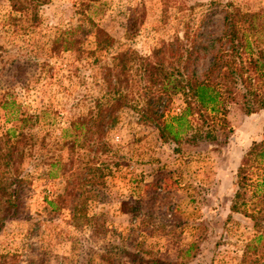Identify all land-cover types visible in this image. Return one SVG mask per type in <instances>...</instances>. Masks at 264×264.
<instances>
[{"label":"rangeland","instance_id":"374dc122","mask_svg":"<svg viewBox=\"0 0 264 264\" xmlns=\"http://www.w3.org/2000/svg\"><path fill=\"white\" fill-rule=\"evenodd\" d=\"M40 1L39 24L32 35L25 25H7L11 6L9 1L0 0L2 48L11 53L20 46L44 49L54 27L77 22L73 0ZM210 1L101 0L99 13L94 17L103 21L119 10L138 7L142 20L135 38H121L118 24H112L111 30L123 48L149 55L161 41L182 36L188 24L204 25L205 43L217 37L222 29V13L209 12L210 17L203 23L197 18ZM215 1L231 2L247 12H264V0ZM179 10L186 14L182 16ZM209 61L210 56L205 55L197 69L202 71ZM49 62L51 70L45 71L34 87H16L17 100L30 111H60V123L66 125L70 117L86 112L87 99L99 94V87L89 69L82 73L87 75L85 86L73 73L72 52L50 55ZM181 105V97L174 96L166 119L170 120ZM226 118L233 128L226 144L184 142L179 150H173L175 146L163 145L157 131L140 122L134 110L124 108L116 126L103 135L108 149L90 162L107 167L102 180L96 183L98 190H86L95 194V200L87 198L82 203L88 207L91 223L74 227L65 206L53 208L50 201L57 200L65 179L48 178L43 166L33 168L29 182L23 184L19 214L7 219L0 230V260L5 258L15 264H107L109 260L119 264V250L125 249L144 260L158 258L168 264H258L252 259L261 253L247 249L258 232L248 217L230 212L229 205L233 171L251 141L262 137L264 110L245 115L231 105ZM189 121L194 124L196 120L190 116ZM10 126L13 124L6 121L0 109V135ZM88 153L92 155V151ZM126 165L133 172L130 179L125 175ZM247 173L254 186L263 180L264 167L251 162ZM251 190L249 187L248 193ZM250 194L242 208L251 213L260 207V202ZM131 259L121 256L124 264H139V259Z\"/></svg>","mask_w":264,"mask_h":264},{"label":"trees","instance_id":"16d2710c","mask_svg":"<svg viewBox=\"0 0 264 264\" xmlns=\"http://www.w3.org/2000/svg\"><path fill=\"white\" fill-rule=\"evenodd\" d=\"M7 1L12 10L7 25H25L34 35L41 1ZM73 1L77 22L54 27L44 49L20 46L11 53L0 46V109L6 121L13 124L0 135V230L7 219L19 214L23 184L29 182L32 169L41 166L48 178L65 179L57 200L50 201L53 208L65 206L74 227L88 226V207L82 203L87 198L95 200V194L86 190H98L96 183L107 168L90 162L108 149L103 135L116 126L124 108L134 110L140 122L157 131L163 145L175 146L173 150H179L184 142L226 144L233 131L226 118L231 105L245 115L264 110V12H247L231 2L212 0L197 18L203 23L210 17L209 12L222 13V29L217 37L205 43L204 25L188 24L182 36L161 41L151 54L142 55L123 48L111 30L112 24H118L121 38H135L142 20L138 7H127L99 21L94 16L99 13L101 0ZM182 10L179 12L184 16L186 12ZM64 52L75 54L73 73L82 84L87 83L83 69H89L99 87V94L87 99L86 112L70 117L66 125L60 123L62 113L58 110L30 111L17 100L16 89L34 87L42 74L51 70L50 55ZM205 55L210 56V61L199 71L198 63ZM176 95L181 97L182 105L167 120L166 110ZM190 116H194V124ZM251 162L264 167V132L260 139L251 141L233 171L229 205L230 212H241L253 222L258 233L247 249L261 253L252 260L264 264V178L252 185L247 173ZM127 166L125 175L130 179L133 172ZM247 194L260 202V207L251 213L242 208ZM121 256L139 259V264H168L158 258L144 260L125 249L119 250V264H124ZM0 264L15 263L4 258Z\"/></svg>","mask_w":264,"mask_h":264}]
</instances>
